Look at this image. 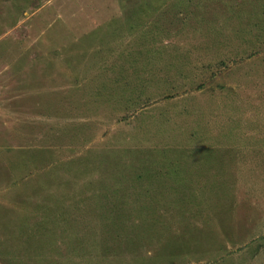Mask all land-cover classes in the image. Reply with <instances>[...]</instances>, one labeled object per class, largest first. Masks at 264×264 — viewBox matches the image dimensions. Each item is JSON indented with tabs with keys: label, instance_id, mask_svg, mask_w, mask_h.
<instances>
[{
	"label": "rangeland",
	"instance_id": "374dc122",
	"mask_svg": "<svg viewBox=\"0 0 264 264\" xmlns=\"http://www.w3.org/2000/svg\"><path fill=\"white\" fill-rule=\"evenodd\" d=\"M0 264H264V0H0Z\"/></svg>",
	"mask_w": 264,
	"mask_h": 264
}]
</instances>
